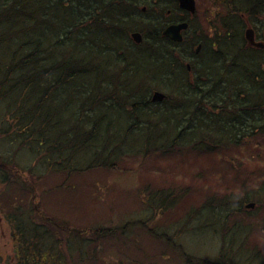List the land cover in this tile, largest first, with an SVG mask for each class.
<instances>
[{
    "label": "trees",
    "instance_id": "obj_1",
    "mask_svg": "<svg viewBox=\"0 0 264 264\" xmlns=\"http://www.w3.org/2000/svg\"><path fill=\"white\" fill-rule=\"evenodd\" d=\"M216 2L223 11L211 24L213 35L187 37L194 18L174 0H0V183L8 182L6 169L19 165L25 151L48 171L73 174L94 166L116 169L132 153L186 144L222 152L247 137L264 138V47L250 45L244 35L249 25L264 42V0ZM140 3L148 5L145 12ZM181 20L189 23L182 41L162 35L168 23ZM135 31L142 45L133 43ZM157 90L165 94L161 101L152 100ZM238 185L241 194L208 195L181 224L183 233L199 227L218 238L215 259L187 252L180 227L150 232L187 264H264V250L247 239L253 221L239 217L261 209L264 180L255 193L246 180ZM172 191L147 190L152 217L177 201ZM250 202L254 208L246 207ZM5 216L15 264H63L62 246L72 253L90 242L79 229L65 230L66 237L51 220L33 221L18 204ZM115 230L98 227L93 236ZM1 262L10 259L0 248Z\"/></svg>",
    "mask_w": 264,
    "mask_h": 264
},
{
    "label": "rangeland",
    "instance_id": "obj_2",
    "mask_svg": "<svg viewBox=\"0 0 264 264\" xmlns=\"http://www.w3.org/2000/svg\"><path fill=\"white\" fill-rule=\"evenodd\" d=\"M195 1V27L191 26L186 36L202 31L212 36L211 24L223 9H218V0ZM143 6L148 8L145 3L137 5L138 9ZM24 153L20 152L17 157L20 166L13 164L6 169L10 173L8 182L0 183V248L3 259H10L9 264H15V260L5 213L14 204L30 214L33 221L40 223L41 217L51 220L64 229L60 232L63 236H68L65 230L79 229L89 238L91 243L83 242L80 251L70 253L62 246L60 260L63 264H187L173 246L152 234L149 227L154 226L157 232L162 226L170 231L173 226V231L180 227L177 234H181L187 230L185 224L181 226L188 218L187 210L199 207L206 196L223 195L228 191L241 194L238 184L242 180H246L248 189L254 192L264 180V138L260 135L247 137L239 147H226L222 152H200L186 144L169 151L155 150L148 155L141 152L124 155L116 169L94 166L73 174L48 171L44 162ZM12 177H17L18 182ZM163 188L173 190L174 199L179 198L152 217V212L147 210L146 192ZM258 198H263L261 209L239 217L253 221L254 230L248 242L264 250V196ZM139 219L144 220L145 225L135 222ZM125 223L129 225L119 229ZM98 227L118 230L112 235L94 238ZM196 230L193 233L191 227L181 234L186 251L210 260L218 257V238L207 237L199 227Z\"/></svg>",
    "mask_w": 264,
    "mask_h": 264
},
{
    "label": "water",
    "instance_id": "obj_3",
    "mask_svg": "<svg viewBox=\"0 0 264 264\" xmlns=\"http://www.w3.org/2000/svg\"><path fill=\"white\" fill-rule=\"evenodd\" d=\"M179 6L181 8H184L191 13L195 10V0H177ZM188 26L187 22H180V23H172L167 25L162 30V35L170 38L173 41L180 42L183 38L182 31L185 30ZM132 38L136 42H140L142 39L140 32H133ZM245 38L248 41L250 45L256 46V47H264V43L262 41H256L255 40V33L254 30L251 27H247L245 30ZM199 49V46L197 47L196 51ZM165 97V94L161 91H154L152 94V100L153 101H161ZM254 203L250 202L246 204V207H253Z\"/></svg>",
    "mask_w": 264,
    "mask_h": 264
},
{
    "label": "flooded vegetation",
    "instance_id": "obj_4",
    "mask_svg": "<svg viewBox=\"0 0 264 264\" xmlns=\"http://www.w3.org/2000/svg\"><path fill=\"white\" fill-rule=\"evenodd\" d=\"M114 1H139V0H114ZM165 1H167V0H165ZM174 1L177 2V0H174ZM177 5H178V7L182 10V12H183V11H184V12H187V14H188L190 17H193V16H194L193 14H194V12L196 11V1H195V10H194L193 13H191L190 11H188V10H186V9H184V8H181V7L179 6L178 2H177ZM145 9H146V6H143L142 9H140V10L143 11V12H145ZM167 12H169V10H168ZM180 22H187V23H188V21H186V20H181V21H178V22H171V23H168L167 25L172 24V23H180ZM167 25H166V26H167ZM166 26H165V27H166ZM165 27H164V28H165ZM188 27H189V23H188L187 28H186L185 30L182 31V35L184 34V31H186V30L188 29ZM135 32H138V31H135ZM132 33H133V32H132ZM132 33H130V34H131L130 37H131V39L134 41L133 43H134L135 45H142V41H143V39H141L140 42H136V41L132 38ZM141 36H142V35H141ZM182 39H183V38H182ZM181 41H182V40H181ZM197 45L199 46V49L196 51V49H197L198 46L195 47V52H196V53L199 52L200 47H201L200 44H197ZM187 67H188V69H190V64H189V63H187Z\"/></svg>",
    "mask_w": 264,
    "mask_h": 264
}]
</instances>
